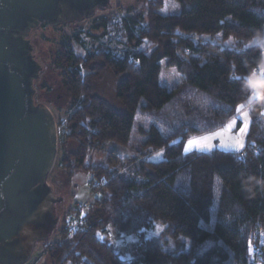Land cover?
I'll use <instances>...</instances> for the list:
<instances>
[{
  "label": "trees",
  "instance_id": "obj_1",
  "mask_svg": "<svg viewBox=\"0 0 264 264\" xmlns=\"http://www.w3.org/2000/svg\"><path fill=\"white\" fill-rule=\"evenodd\" d=\"M174 1L179 11L163 14L164 0H150L143 27L140 16L122 18L131 50L96 48L77 55L62 46L51 64L68 110L58 123V163L70 179L83 170L92 176L90 184L105 180L92 189L83 228L67 231L64 218L59 238L45 250L51 264L264 263L256 244L264 231V75L249 105L241 151L183 153L187 137L223 125L253 92L248 78L264 59V0ZM108 26L109 19H97L104 36ZM216 34L234 44L193 39ZM255 38L260 43H252ZM145 39L153 47L135 50ZM163 59L182 75V86L170 90L160 84ZM107 71L116 76L117 103L95 91ZM42 78L40 90L51 86ZM141 114L150 120L147 128L139 127L142 151L136 147V154L125 156L105 150L109 142L132 146ZM89 150L105 151V160L86 162ZM155 150H163L164 158L146 159ZM156 223L164 226L161 234L143 237ZM104 229L140 237L130 262L114 240L98 237Z\"/></svg>",
  "mask_w": 264,
  "mask_h": 264
},
{
  "label": "water",
  "instance_id": "obj_2",
  "mask_svg": "<svg viewBox=\"0 0 264 264\" xmlns=\"http://www.w3.org/2000/svg\"><path fill=\"white\" fill-rule=\"evenodd\" d=\"M108 6L109 0H0V264L29 258L54 229V203L62 198L47 180L57 128L50 107L34 102L42 68L26 36L40 22L77 20Z\"/></svg>",
  "mask_w": 264,
  "mask_h": 264
},
{
  "label": "rangeland",
  "instance_id": "obj_3",
  "mask_svg": "<svg viewBox=\"0 0 264 264\" xmlns=\"http://www.w3.org/2000/svg\"><path fill=\"white\" fill-rule=\"evenodd\" d=\"M150 0H109V6L105 8H96L94 14L88 17H81L77 20H70L65 22L50 23L47 21L40 22L32 27L26 38L29 39L32 45V54L35 60L40 64L41 68L37 79L33 80V87L35 89L34 102H42L47 104L54 115L57 128V155L54 165L47 180L53 182L58 189L61 199L54 203V210L58 214L57 223L50 233V235L43 240L37 241L34 245L33 251L29 258L21 264H51L49 257L46 256L45 250L47 247L59 238V230L64 224V218L67 219L69 214L79 204H86L88 208L92 201L95 192L91 188L90 181L92 176L83 170L77 171L70 179V176L63 170L58 163L61 156V149L59 145V128L58 123L64 121L68 115L67 102L64 91L56 84L57 71L51 68V64L55 61L58 50L62 46L70 47L77 55H84L89 50L96 48L113 49L116 52H123L131 50L127 38L122 34V18L128 15L140 16L141 26H146L149 14ZM180 5L174 0H164L160 12L163 14L177 13ZM109 19V33L103 35L102 30L97 27V19ZM121 31V32H120ZM195 41H207L211 43H218L222 46H231L234 44L233 39H223L221 34L214 36L210 35H194ZM252 43H260L258 38H255ZM153 47L152 43L144 40L142 44L135 50L144 49L149 51ZM162 68L160 72L159 82L167 89H174L181 85L182 75L176 71L174 67H167L166 60L161 61ZM264 75V59L254 73L249 76V84L253 88V92L246 101L240 103L236 108V114L229 118L223 125L212 130L202 132L199 134L190 135L183 142V153L187 154L192 151L210 152L214 149L229 150L239 152L245 145L246 134L249 129L250 122V103L255 99L258 84ZM42 76L45 77L47 85L42 90L39 86L42 82ZM116 76L107 71L103 78L95 85L96 94L108 101L117 103L114 98V86ZM45 83V80H44ZM186 89V88H185ZM47 96H44V94ZM42 94V95H40ZM192 95V93H191ZM264 114V109L262 110ZM240 121V125L237 123ZM150 124L149 118L144 115H136L133 138L134 143L132 147L140 148L139 143L144 140V135L139 133V127L147 128ZM241 127L245 131H241ZM192 141V143H188ZM68 149L74 150L75 143L69 142ZM116 150L120 155H133L136 152L129 148L119 146L115 143H108L105 150ZM106 153L101 150H89L86 155V162L102 163L105 160ZM164 158L163 150H155L146 156V159L157 162ZM54 196L59 197V194L53 193ZM164 226L160 223L148 230L142 232L145 238L158 237ZM114 241V245L120 252L121 258L125 262H130L133 259L134 243L140 237L137 235H118ZM261 247V252L264 256V231L258 236L256 242ZM254 264H264L257 261Z\"/></svg>",
  "mask_w": 264,
  "mask_h": 264
},
{
  "label": "built area",
  "instance_id": "obj_4",
  "mask_svg": "<svg viewBox=\"0 0 264 264\" xmlns=\"http://www.w3.org/2000/svg\"><path fill=\"white\" fill-rule=\"evenodd\" d=\"M104 182V179L100 181L94 180L93 182H91V188L95 190L96 187L100 186ZM86 210V204H79L76 206V208H74V210H72V212L69 214L67 222L65 223V228L67 229V231L70 232L84 227ZM97 234L100 238L106 236L108 239H112L114 241L117 239V237H119L118 235L113 234L109 229L98 231ZM254 257V254L250 253V258L254 259Z\"/></svg>",
  "mask_w": 264,
  "mask_h": 264
},
{
  "label": "crops",
  "instance_id": "obj_5",
  "mask_svg": "<svg viewBox=\"0 0 264 264\" xmlns=\"http://www.w3.org/2000/svg\"><path fill=\"white\" fill-rule=\"evenodd\" d=\"M109 143H114V142H109ZM116 144V143H115ZM120 146V145H119ZM126 148H129V149H131L132 151L134 150V148L132 147V146H130V147H126ZM113 149V148H112ZM111 151V150H110ZM113 152H115V153H117L116 152V150L115 149H113ZM119 155H120V153H119ZM134 155V154H133ZM125 156H131V155H125Z\"/></svg>",
  "mask_w": 264,
  "mask_h": 264
},
{
  "label": "snow or ice",
  "instance_id": "obj_6",
  "mask_svg": "<svg viewBox=\"0 0 264 264\" xmlns=\"http://www.w3.org/2000/svg\"><path fill=\"white\" fill-rule=\"evenodd\" d=\"M238 108H239V106H237ZM242 132L243 131H245V129L243 128V127H241V129H240ZM188 143H192V141H189ZM251 242L249 241V244H250Z\"/></svg>",
  "mask_w": 264,
  "mask_h": 264
},
{
  "label": "flooded vegetation",
  "instance_id": "obj_7",
  "mask_svg": "<svg viewBox=\"0 0 264 264\" xmlns=\"http://www.w3.org/2000/svg\"><path fill=\"white\" fill-rule=\"evenodd\" d=\"M46 95V94H45Z\"/></svg>",
  "mask_w": 264,
  "mask_h": 264
}]
</instances>
